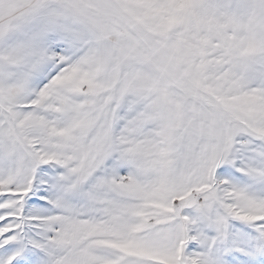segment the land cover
Returning a JSON list of instances; mask_svg holds the SVG:
<instances>
[{"label":"snow or ice","instance_id":"snow-or-ice-1","mask_svg":"<svg viewBox=\"0 0 264 264\" xmlns=\"http://www.w3.org/2000/svg\"><path fill=\"white\" fill-rule=\"evenodd\" d=\"M0 264H264V0H0Z\"/></svg>","mask_w":264,"mask_h":264}]
</instances>
